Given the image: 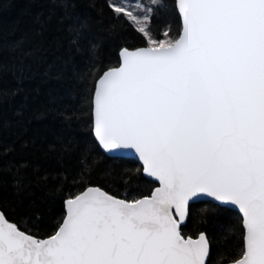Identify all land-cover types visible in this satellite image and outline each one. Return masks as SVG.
<instances>
[{
    "label": "snow or ice",
    "instance_id": "snow-or-ice-1",
    "mask_svg": "<svg viewBox=\"0 0 264 264\" xmlns=\"http://www.w3.org/2000/svg\"><path fill=\"white\" fill-rule=\"evenodd\" d=\"M165 6L108 3L141 46L121 48L91 93L92 147L136 155L158 186L130 199L87 186L68 196L47 233L0 210V264H212L206 235L182 231L190 202L202 198L241 214L242 247L220 252L216 264H264V0H175L178 35L156 26ZM4 69L0 51V78ZM94 163L85 147L78 175ZM26 167L11 169L17 194Z\"/></svg>",
    "mask_w": 264,
    "mask_h": 264
},
{
    "label": "trees",
    "instance_id": "trees-1",
    "mask_svg": "<svg viewBox=\"0 0 264 264\" xmlns=\"http://www.w3.org/2000/svg\"><path fill=\"white\" fill-rule=\"evenodd\" d=\"M111 0H0V44L5 66L0 86V190L2 210L24 227L51 232L65 212L64 201L87 186H98L122 198L150 194L157 184L143 175L142 165L112 158L96 143L92 132L91 93L107 68L117 66L120 49L141 42L109 10ZM157 13L156 26L178 35L180 18L175 0ZM23 42L22 50L14 42ZM22 113L23 115H18ZM70 114V118H69ZM87 147L95 163L81 178L79 160ZM24 187L13 184L14 165ZM67 177L43 180L42 177ZM75 181V182H74ZM62 184L61 190L57 185ZM185 237L205 233L212 264L220 252L242 247L241 215L212 202L190 206Z\"/></svg>",
    "mask_w": 264,
    "mask_h": 264
},
{
    "label": "water",
    "instance_id": "water-1",
    "mask_svg": "<svg viewBox=\"0 0 264 264\" xmlns=\"http://www.w3.org/2000/svg\"><path fill=\"white\" fill-rule=\"evenodd\" d=\"M105 153V152H104ZM107 156H109L107 153H105ZM109 157H112V156H109ZM112 158H128V159H133V160H135V161H137V162H139L141 165H142V162L141 161H139V159H138V157L136 156V155H134V154H131V153H129V152H123V153H120L118 156H116V157H112ZM143 175L146 177V178H148V179H151V180H153L152 178H149V177H147L146 176V174L143 172ZM154 181V180H153ZM155 182V181H154ZM156 184H157V186H158V182H155ZM156 186V187H157ZM92 187H97V186H92ZM102 189V188H101ZM102 190H104V189H102ZM104 191H106V190H104ZM107 192V191H106ZM109 193V192H108ZM110 194V193H109ZM112 195V194H111ZM114 196V195H113ZM117 198H119V197H117ZM120 199H122V198H120ZM198 202H212V203H215V204H218V202H213V201H211V199L210 198H206V199H194V201H192V202H190V204H189V210H190V206L192 205V204H194V203H198ZM221 206H223V207H227V208H229V209H232V210H234V211H236V212H238L239 213V210L235 207V206H226V205H221ZM189 210H188V215H187V217H186V220H185V222H184V225L187 223V221H188V218H189ZM240 214V213H239ZM241 215V214H240ZM183 225V226H184ZM205 234V233H204ZM206 235V234H205ZM186 238H191V239H198L199 238V236L198 237H196V238H193V237H190V236H187ZM206 238L208 239V237H207V235H206ZM209 240V239H208ZM211 247V246H210Z\"/></svg>",
    "mask_w": 264,
    "mask_h": 264
}]
</instances>
